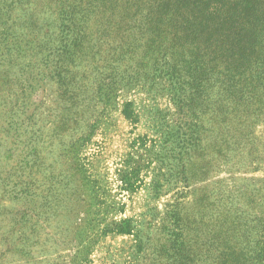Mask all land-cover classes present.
I'll use <instances>...</instances> for the list:
<instances>
[{
  "label": "rangeland",
  "instance_id": "1",
  "mask_svg": "<svg viewBox=\"0 0 264 264\" xmlns=\"http://www.w3.org/2000/svg\"><path fill=\"white\" fill-rule=\"evenodd\" d=\"M105 1L0 0V264H264V37L210 62Z\"/></svg>",
  "mask_w": 264,
  "mask_h": 264
},
{
  "label": "trees",
  "instance_id": "2",
  "mask_svg": "<svg viewBox=\"0 0 264 264\" xmlns=\"http://www.w3.org/2000/svg\"><path fill=\"white\" fill-rule=\"evenodd\" d=\"M48 1L58 3L61 22L64 25V31L67 32L66 36L72 33L77 17L80 15L84 17L87 13H91V8H93L92 0ZM115 1L118 0H113V2L110 0V3L106 0L104 3L106 4L104 6L109 4L106 9H109L112 15L116 11L113 8ZM119 1H122L123 5L118 13L127 16L134 4L136 8L143 6L146 8L145 18L150 23L153 22L152 27L157 30L161 29L162 32L173 33L172 39L168 41L169 48L182 46L192 48L193 53L208 54L210 62H215L217 58H230L236 62L247 50L252 49L254 39L264 37V0ZM157 30L154 29L152 33L154 34ZM73 37V42L77 41L76 45H79L81 43L79 37ZM166 65L170 70L173 69L170 63L166 62ZM175 75L176 72L171 73L173 79ZM123 114L126 118L131 117L127 108ZM140 170V166L131 167L130 172L126 173L122 179L127 191L132 192L143 183L139 176ZM151 184L155 191L161 187V183L156 178ZM122 223L127 228L123 227L119 233H128L129 226L126 225V221ZM261 262L259 257L257 263L261 264Z\"/></svg>",
  "mask_w": 264,
  "mask_h": 264
}]
</instances>
